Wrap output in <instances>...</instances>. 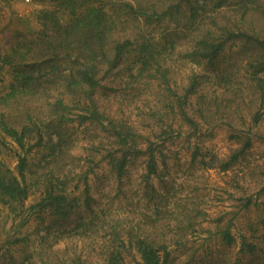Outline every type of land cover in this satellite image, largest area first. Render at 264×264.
Wrapping results in <instances>:
<instances>
[{"label":"trees","instance_id":"16d2710c","mask_svg":"<svg viewBox=\"0 0 264 264\" xmlns=\"http://www.w3.org/2000/svg\"><path fill=\"white\" fill-rule=\"evenodd\" d=\"M39 1H49L53 6L37 11L39 28L35 34L18 32L9 48L0 52V68L7 66L12 76L7 90L0 93V150L2 145H15L16 161L10 168L0 159V202L4 205H22L30 195H37L28 210L42 221L46 215L53 221L63 220L81 205H89V175L100 162L105 160L121 178L129 164L140 154L145 155L146 181L151 175H158L159 156L160 163L167 165L160 146L144 138L135 125L107 117L98 110L94 92L107 76L127 77L126 87L141 76L157 77L168 91L163 109L194 131L202 124L199 118L209 120L204 116L205 110L207 116L218 121L224 115L223 109L242 101L240 88L238 92H228L230 75L225 74L219 77L222 92L210 102L198 94L196 106L191 96L199 84L197 73H190L188 83L180 91L172 88L171 59L178 43L187 45L184 57L205 59L210 65L225 49L239 46L241 53L252 57L248 62L253 67L248 81L254 83L253 89L264 99V37L254 34L249 20L259 10L258 0ZM142 18L146 23L167 19V46H159L154 35L142 32L138 25ZM147 111L150 118L163 112L158 106ZM258 118L255 113L252 121L257 122ZM102 119L106 121L101 129L105 140L93 142L84 162H80L81 154L73 152L70 131L75 123L87 125L85 130L89 125H100ZM171 132L174 130L168 124V136ZM251 141L246 136L242 146L223 162H217L214 155L208 160L201 158V162L206 167L218 164L221 170H227L244 155ZM198 154L196 147L192 157ZM249 199L245 206L250 204ZM91 222V218L81 220L76 231L83 233ZM112 232L116 235L107 240L105 253L99 258L75 254L60 264H127L122 253L123 240L116 228ZM221 235L226 244L234 241L228 226ZM132 242L140 254L137 264H175L172 248L166 242L148 236L130 238L129 243ZM256 247L255 242L246 241L243 236L239 251L251 253Z\"/></svg>","mask_w":264,"mask_h":264},{"label":"rangeland","instance_id":"374dc122","mask_svg":"<svg viewBox=\"0 0 264 264\" xmlns=\"http://www.w3.org/2000/svg\"><path fill=\"white\" fill-rule=\"evenodd\" d=\"M258 4L256 16L249 20L254 34L263 38L264 0H258ZM51 6L49 1L0 0V52L9 48L18 32L34 35L39 28L37 11ZM138 25L146 35H154L159 46L167 42V19L146 23L142 18ZM185 46L178 43L173 51L172 88L180 91L190 73H197L199 84L191 96L196 106L198 94L210 102L222 92L219 77L225 74L230 75L228 92H238L240 88L242 101L223 109L224 115L218 121L207 116L205 110L209 120L199 118L202 124L194 131L163 109L168 91L157 77L141 76L127 87L125 76L105 77L94 92L98 110L135 125L144 138L160 146L167 165L160 163L159 156L158 175L146 181L145 155L140 154L129 164L121 178L105 160L100 162L89 175V205H81L63 220L53 221L46 215L42 221L28 210L37 195H30L15 207L0 202V264H60L75 254L96 259L105 253L107 240L116 235L114 228L123 240L127 264H137L139 260L140 254L129 240L140 236L166 242L172 248L175 264H264V99L248 81L252 57L241 53L236 45L225 49L210 65L205 59L184 57ZM165 65L168 66V49ZM11 78L7 66L0 68V93L7 90ZM157 106L162 114L147 117V110ZM255 113L259 116L257 122L252 121ZM102 120L100 125H89L85 130L87 125L75 123L70 131L73 152L81 154L80 162H84L93 142L105 140L101 129L106 121ZM168 124L174 130L169 136ZM246 136L252 140L250 147L229 169L221 170L218 164L206 167L201 162V158L208 160L213 155L217 162L225 161L242 146ZM13 146L2 145L0 150V159L10 168L16 163ZM196 147L199 154L193 158ZM248 198L250 204L245 206ZM90 218V227L83 233L76 231L81 220ZM227 226L234 237L231 244L221 240V230ZM243 236L256 243L253 252L239 251Z\"/></svg>","mask_w":264,"mask_h":264}]
</instances>
